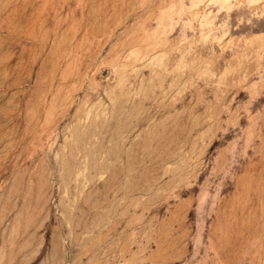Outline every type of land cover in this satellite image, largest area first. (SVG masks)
I'll list each match as a JSON object with an SVG mask.
<instances>
[{
	"label": "rangeland",
	"instance_id": "374dc122",
	"mask_svg": "<svg viewBox=\"0 0 264 264\" xmlns=\"http://www.w3.org/2000/svg\"><path fill=\"white\" fill-rule=\"evenodd\" d=\"M0 264H264V0H0Z\"/></svg>",
	"mask_w": 264,
	"mask_h": 264
}]
</instances>
